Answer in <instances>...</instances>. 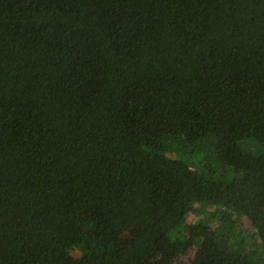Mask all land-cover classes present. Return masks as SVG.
I'll list each match as a JSON object with an SVG mask.
<instances>
[{"label":"trees","instance_id":"obj_1","mask_svg":"<svg viewBox=\"0 0 264 264\" xmlns=\"http://www.w3.org/2000/svg\"><path fill=\"white\" fill-rule=\"evenodd\" d=\"M186 236L264 264V0H0V264Z\"/></svg>","mask_w":264,"mask_h":264},{"label":"rangeland","instance_id":"obj_2","mask_svg":"<svg viewBox=\"0 0 264 264\" xmlns=\"http://www.w3.org/2000/svg\"><path fill=\"white\" fill-rule=\"evenodd\" d=\"M196 215H192L190 217V221H195ZM244 227V226H242ZM241 227V228H242ZM238 229L239 233V238L245 237L246 235L249 234L250 229L249 227L244 229ZM187 237V236H186ZM187 243L185 246H183L182 250H180V256L182 258H185L187 260L188 264H206L204 259L198 254V243L199 240L196 237L190 238L187 237ZM175 256V250L173 248V245L165 241L159 248H158V253L155 258H145L142 261V264H156L158 262H163L166 261L172 257Z\"/></svg>","mask_w":264,"mask_h":264}]
</instances>
